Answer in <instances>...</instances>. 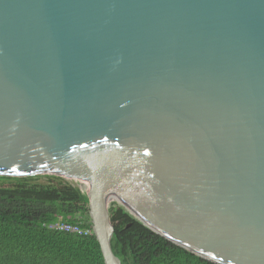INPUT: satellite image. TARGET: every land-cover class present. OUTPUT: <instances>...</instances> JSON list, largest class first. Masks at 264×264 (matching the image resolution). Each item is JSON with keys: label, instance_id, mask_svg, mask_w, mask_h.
<instances>
[{"label": "water", "instance_id": "obj_1", "mask_svg": "<svg viewBox=\"0 0 264 264\" xmlns=\"http://www.w3.org/2000/svg\"><path fill=\"white\" fill-rule=\"evenodd\" d=\"M0 175L82 190L104 264L112 202L264 264V0H0Z\"/></svg>", "mask_w": 264, "mask_h": 264}, {"label": "trees", "instance_id": "obj_2", "mask_svg": "<svg viewBox=\"0 0 264 264\" xmlns=\"http://www.w3.org/2000/svg\"><path fill=\"white\" fill-rule=\"evenodd\" d=\"M0 264H104L91 231L87 199L58 176L43 183L0 175ZM110 247L120 264H215L156 234L112 202ZM76 226L81 233L49 225ZM86 232V233H83Z\"/></svg>", "mask_w": 264, "mask_h": 264}, {"label": "built area", "instance_id": "obj_3", "mask_svg": "<svg viewBox=\"0 0 264 264\" xmlns=\"http://www.w3.org/2000/svg\"><path fill=\"white\" fill-rule=\"evenodd\" d=\"M49 226L50 227H55V228H58V229H62V230H65V231L81 233V230L78 227L72 226V225H68V224H64V223H57V224L49 225ZM83 233H86V232H83Z\"/></svg>", "mask_w": 264, "mask_h": 264}, {"label": "bare ground", "instance_id": "obj_4", "mask_svg": "<svg viewBox=\"0 0 264 264\" xmlns=\"http://www.w3.org/2000/svg\"><path fill=\"white\" fill-rule=\"evenodd\" d=\"M82 193H84L82 190H81ZM85 194V193H84Z\"/></svg>", "mask_w": 264, "mask_h": 264}]
</instances>
